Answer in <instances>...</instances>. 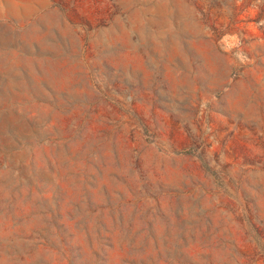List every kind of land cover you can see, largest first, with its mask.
Instances as JSON below:
<instances>
[{"label":"rangeland","instance_id":"obj_1","mask_svg":"<svg viewBox=\"0 0 264 264\" xmlns=\"http://www.w3.org/2000/svg\"><path fill=\"white\" fill-rule=\"evenodd\" d=\"M0 264H264V0H0Z\"/></svg>","mask_w":264,"mask_h":264}]
</instances>
